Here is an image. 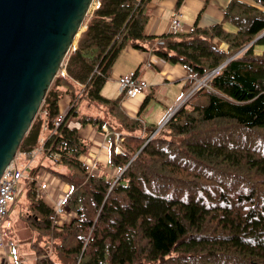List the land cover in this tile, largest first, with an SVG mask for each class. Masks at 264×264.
<instances>
[{
	"label": "trees",
	"instance_id": "16d2710c",
	"mask_svg": "<svg viewBox=\"0 0 264 264\" xmlns=\"http://www.w3.org/2000/svg\"><path fill=\"white\" fill-rule=\"evenodd\" d=\"M97 1L64 60L67 74L55 76L18 147H41L37 157L47 161L30 165L18 189L29 213V264H264V52L253 50L264 45V0L229 1L224 16L235 32L220 23L154 36L144 34L150 0ZM127 45L181 64L185 93L216 70L151 138L157 126L145 129L119 96L101 94ZM86 124L107 127L117 179L85 172L80 156L90 143L78 128ZM42 172L68 185V223L59 226L38 193Z\"/></svg>",
	"mask_w": 264,
	"mask_h": 264
},
{
	"label": "crops",
	"instance_id": "0c3cea01",
	"mask_svg": "<svg viewBox=\"0 0 264 264\" xmlns=\"http://www.w3.org/2000/svg\"><path fill=\"white\" fill-rule=\"evenodd\" d=\"M229 1L182 0L177 5L178 0H150L147 4L148 20L144 27V34L154 36L169 33V23L176 10L180 14L181 27L179 31H189L194 25L208 27L221 23L226 31L235 32L237 30L236 26L226 21L224 16V9ZM241 1L258 6L252 0ZM217 42L221 41L216 40ZM218 45L224 50L227 49V45L224 42L218 43ZM253 50L254 53L264 52V45H255ZM138 70V76L148 84L147 91L135 98L121 97L118 91V78L124 73H135ZM189 79L190 76L187 70L181 64L168 63L151 51L139 50L127 45L114 61L108 80L101 88V94L106 98H117L119 96L121 98L119 105L123 112L129 117L140 119L145 129H151L150 127L163 125L181 105L182 97L185 94L184 84ZM68 105L69 103L66 104V101L59 102L60 112L65 113ZM78 132L82 138L90 143L88 152L81 155L80 160H93L96 174H108L110 170H116L115 167L108 164V132L103 128L99 130L91 124L80 126ZM119 138L114 137V143L117 145H120V140H122V138ZM39 159L41 160L40 157L36 156L30 164L37 163ZM41 161L47 163L46 160L42 159ZM42 173L45 178L43 182L47 183V192L43 196V201L54 210L58 208L59 204L62 205L60 206L61 211L57 222L58 225H62L64 221L72 217V213L69 212V208L65 203V192L58 196L57 193L59 189L67 191L68 185L58 178L50 175L47 177L45 172ZM109 175L112 176L111 173ZM18 201V199L17 202L15 200L9 212L16 207ZM18 226L15 225L16 228L11 229L9 232L7 231L10 237H6V234L3 236L6 237L4 242L6 247L11 245L16 248L12 250V253L9 252L7 254L9 264H19V262L29 264L33 260L32 242L26 240L29 231L25 224ZM2 256L3 249L0 247V264H3Z\"/></svg>",
	"mask_w": 264,
	"mask_h": 264
},
{
	"label": "water",
	"instance_id": "95a60500",
	"mask_svg": "<svg viewBox=\"0 0 264 264\" xmlns=\"http://www.w3.org/2000/svg\"><path fill=\"white\" fill-rule=\"evenodd\" d=\"M95 1L0 0V177Z\"/></svg>",
	"mask_w": 264,
	"mask_h": 264
},
{
	"label": "built area",
	"instance_id": "2783aa9c",
	"mask_svg": "<svg viewBox=\"0 0 264 264\" xmlns=\"http://www.w3.org/2000/svg\"><path fill=\"white\" fill-rule=\"evenodd\" d=\"M99 2H96V6H98ZM180 14L178 10L173 13V16L169 23V32H177L180 30ZM216 72L215 70L207 73L200 79H195L193 85L188 89V91L182 97L181 103L185 102L192 95H194L198 90L207 85L208 80L212 77V75ZM59 73L61 75H66L65 66H62ZM148 89L147 82L142 79L140 76L136 75L134 72L124 73L118 78V91L121 97L123 98H135L139 95L144 94ZM64 113H60L55 119L54 124L57 126L60 121L63 119ZM102 128L107 131L105 125ZM47 129L44 127V132ZM158 129L154 130L153 133L149 136L151 138ZM116 138H119V134L116 133ZM41 144H43V137L41 138ZM149 140V139H148ZM41 147L34 148L31 150H23L17 153L15 159H13L9 165L3 171L0 177V247H3L2 236L3 232H1V225L3 220L8 213L10 206L15 202L17 194H18V183L21 179H26L28 177V167L31 165V161L40 154ZM119 146L115 148V152H120ZM18 154L20 155L18 157ZM49 156L58 160V154L51 153ZM22 159V161H21ZM83 168L85 172L89 175H97L95 173V165L93 160L86 159L82 161ZM46 183H40L38 189L44 191L46 188ZM65 201L67 195H64ZM59 204L58 208L55 210L56 213H60L61 209Z\"/></svg>",
	"mask_w": 264,
	"mask_h": 264
},
{
	"label": "rangeland",
	"instance_id": "374dc122",
	"mask_svg": "<svg viewBox=\"0 0 264 264\" xmlns=\"http://www.w3.org/2000/svg\"><path fill=\"white\" fill-rule=\"evenodd\" d=\"M95 7V4H93V6H92V8H91V10L93 9ZM89 14V13H88ZM88 17V15L86 16V18ZM85 23H86V19H85V21H84V25H85ZM84 25H83V28H84ZM84 30V29H83ZM82 30V31H83ZM236 30V29H235ZM235 30H232V31H235ZM78 39V38H77ZM77 41V40H76ZM218 43L220 44L221 42H217V45H218ZM218 46H220V45H218ZM221 48V47H220ZM188 100V99H187ZM186 100V101H187ZM61 101H66V104H68L69 103V97L68 96H63L60 100H59V102H61ZM184 103V102H183ZM183 103H181V105L183 104ZM165 123H163V125H164ZM162 127V126H161ZM151 134V133H150ZM150 134H148V136L150 135ZM121 142H122V140H120ZM23 150H26V149H20V150H18L17 149V152L16 153H19V152H21V151H23ZM20 155L18 154V157H19ZM46 173V172H45ZM112 174V178H114V179H117L118 177H119V174L120 173H118L117 172V169L116 170H114V169H112V170H110L109 172H108V174L107 175H109V174ZM45 175H47V174H45ZM93 176V175H92ZM47 177H48V175H47ZM48 179H50V178H48ZM45 180V178H44V174L43 173H41L40 174V176H39V178H38V187H39V184L40 183H43V181ZM114 182H115V180H114ZM25 183V180L24 179H21L20 181H19V184H18V186H19V188L18 189H20V191H21V187H22V185ZM46 183V182H45ZM47 184V183H46ZM66 190H60L59 189V191H58V193H57V196L58 195H60V194H63L64 192H65ZM45 192H47V189L45 188V190L44 191H42L41 189L39 190L38 189V193L41 195V197H42V199H43V196L45 195ZM23 198V196H22V194H21V192H19L18 193V197H17V199L19 200V201H23V204L25 203V201L22 199ZM19 203L20 202H18L17 203V205H16V207L15 208H13V210L12 211H10L9 212V210H10V208H9V210H8V213L6 214V216H5V220H3L4 222L2 223V226H1V232H3V236H4V234H6V237H10L9 236V234H8V232L9 231H11V229H13V228H16L15 227V225H19V226H23L24 225V222H23V219H28V216H29V213H27L28 212V210L26 209V204H24L23 205V210L22 209H19V207H20V205H19ZM17 209H19L18 211H16ZM68 209V208H67ZM16 212V213H15ZM24 212V213H23ZM21 213H23L22 215H20ZM72 217H70L68 220H66V221H64L63 223H62V225L63 224H65V223H68L73 217H74V214L72 213V215H71ZM58 220L59 219H57V221H56V223L58 222ZM58 224V223H57ZM18 226V227H19ZM59 226H61V225H59ZM8 231V232H7ZM2 236V241H3V244H4V246L3 247H1L2 249H3V259H2V263L3 264H9V257L7 256V254H9V252H11L12 253V250L13 249H16L15 247H13V246H11V245H7V247L5 246V240H6V237H3ZM21 238H23V236H21ZM50 245V244H49Z\"/></svg>",
	"mask_w": 264,
	"mask_h": 264
},
{
	"label": "clouds",
	"instance_id": "9594fccd",
	"mask_svg": "<svg viewBox=\"0 0 264 264\" xmlns=\"http://www.w3.org/2000/svg\"><path fill=\"white\" fill-rule=\"evenodd\" d=\"M96 2H98L97 0L95 1V3L94 4H96ZM99 5V4H98ZM95 7H97L96 5H95ZM76 48V47H75ZM62 66H65V64H64V62H63V64H62ZM61 66V67H62ZM61 69V68H60ZM65 70H66V68H65ZM60 71V70H59ZM216 71V70H215ZM59 73V72H58ZM66 74H67V72H66ZM116 148V147H115ZM16 155H17V153H16ZM16 157V156H15Z\"/></svg>",
	"mask_w": 264,
	"mask_h": 264
},
{
	"label": "bare ground",
	"instance_id": "6f19581e",
	"mask_svg": "<svg viewBox=\"0 0 264 264\" xmlns=\"http://www.w3.org/2000/svg\"><path fill=\"white\" fill-rule=\"evenodd\" d=\"M55 163V162H54ZM30 173H31V171H30Z\"/></svg>",
	"mask_w": 264,
	"mask_h": 264
}]
</instances>
